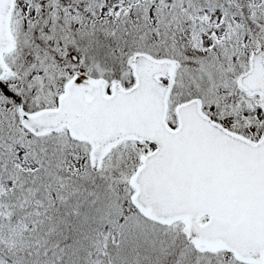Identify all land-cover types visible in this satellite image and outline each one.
I'll return each instance as SVG.
<instances>
[{"label":"snow or ice","instance_id":"6c2138e0","mask_svg":"<svg viewBox=\"0 0 264 264\" xmlns=\"http://www.w3.org/2000/svg\"><path fill=\"white\" fill-rule=\"evenodd\" d=\"M0 264H264V0H0Z\"/></svg>","mask_w":264,"mask_h":264}]
</instances>
